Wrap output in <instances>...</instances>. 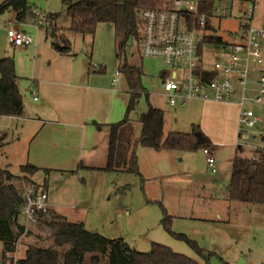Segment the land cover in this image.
Returning <instances> with one entry per match:
<instances>
[{
	"label": "rangeland",
	"instance_id": "obj_1",
	"mask_svg": "<svg viewBox=\"0 0 264 264\" xmlns=\"http://www.w3.org/2000/svg\"><path fill=\"white\" fill-rule=\"evenodd\" d=\"M4 1L0 0V6ZM201 1H204L202 12L209 14V22L212 26L206 33L214 38L221 37L229 44L237 41V33L241 32L240 22L242 24L248 19L246 12L251 6H255V21L260 19L264 10V0ZM31 3L36 11L46 15L61 12L59 24H69L62 0H31ZM224 9L226 11H223ZM9 21L15 22L13 8L0 13V58L14 56L17 74L22 77L20 89L25 105L29 110L34 111L41 101L33 100L27 88L29 80L31 78L40 80V75H44L43 79L47 80L50 69L59 65L66 66L69 60L65 59L56 63L60 55L56 53L51 40H45V28L36 25H29L27 31L36 38L37 45L22 49L14 48L7 38ZM32 21L33 19L30 23ZM65 25L62 27H67ZM111 32L101 26L94 40L91 36L83 39L78 34H67L72 43L69 56L82 62L86 68L91 67L89 64L91 62L94 65L93 68L95 65L98 68L96 71L100 68L105 70L106 66V72L101 73L97 78L101 87H107V81H111L116 70L114 40ZM87 46L89 53L93 52L92 60L87 53ZM128 46H130L129 43ZM229 55V48H223V45L215 40L204 44L203 56L205 63L209 66H212L215 61L225 62ZM144 63L146 71L142 80L145 92L135 111L130 115L135 122L134 137L141 134V124L136 120L148 110L149 104L163 109L165 134L174 130L189 132L191 130L190 120L181 118L178 113L181 107H171L167 97L163 96L159 76L160 72L167 68L166 65L157 59H145ZM111 64L112 67L108 66ZM252 65L255 69L252 68L249 74L250 82L246 93L249 96L254 94L253 79L257 78L259 68L262 67L255 60H252ZM248 107L264 118V106L249 103ZM118 119L121 118L114 121L117 122ZM24 122L22 119H14L13 123L15 126L19 124V127L17 130L8 131L5 144L1 149V164L8 167L15 175L22 174L20 166L27 162L25 157L28 156V151L33 150L34 153H38L39 144L46 139L48 141L52 139L50 135V137L46 135L45 130L40 132L37 126H24L20 131L21 124ZM0 124V129L5 130L7 119H0ZM73 131L68 145L74 149L75 153L83 151L85 156L88 148L82 142L81 129L74 128ZM18 133L21 134L20 138H18ZM37 133L38 136L33 140ZM98 135L101 136L98 137L99 139L108 140L110 126L104 127ZM259 143L257 139H250L246 132L242 133L239 141L234 145L217 142L216 151L213 152L216 161L215 172H212L209 167L207 155L202 149L173 152L156 151L139 146L140 170L145 181L133 173L87 167L89 163L81 158L83 166L81 163V165L75 164L68 168L39 169L29 176L31 179H28L23 186L25 190L30 187L46 189L48 202L50 199L56 203L53 205V210L57 213L75 222L83 221L86 229L98 232L107 238H123L131 247L142 252L150 251L152 243L157 242L201 264H262L264 263V204L253 206L243 202L229 203L228 199L227 201L221 198L226 195L236 154L249 155ZM63 144L65 146V143ZM95 151L97 155L94 157V165L105 166V153H101L100 146ZM102 152H105V149ZM160 202L163 203L168 213L173 215L172 231L185 234L188 238L195 240L201 248L205 249L206 258L191 248L185 240L177 238L163 226L164 215ZM218 213H221L223 217L229 215L231 222L236 223L242 230L233 232L227 230V237H225L224 232L216 228L217 224L209 223L218 216L216 215ZM20 223L23 224L21 219ZM31 229L32 233L26 234L25 232L16 243L15 249L20 258L24 256L28 245L46 244V240L38 237V234L45 237L39 225L32 226ZM218 231L222 233L224 241ZM215 242H220L219 248H213Z\"/></svg>",
	"mask_w": 264,
	"mask_h": 264
},
{
	"label": "trees",
	"instance_id": "obj_2",
	"mask_svg": "<svg viewBox=\"0 0 264 264\" xmlns=\"http://www.w3.org/2000/svg\"><path fill=\"white\" fill-rule=\"evenodd\" d=\"M169 1L62 0L65 13L70 17V26H58L55 20L60 14L51 13L48 16L52 22L43 27H45L47 39L53 42L54 48L61 54H69L72 43L68 33L93 37L100 23H111L120 37L118 57L120 52L121 56L123 52H126L130 39L139 34L140 11L146 8L163 7ZM8 8H13L17 12L16 17L20 22H28L36 17V10L31 0H5L0 6V13ZM187 16L190 17L191 24L196 23V16L190 14ZM206 28H208L207 23L204 29ZM212 40L221 42L219 37ZM121 70L129 84L130 98L125 118L109 125L108 157L102 170L133 173L145 181L139 168L137 155L139 146L156 151L173 152L197 151L212 147V141L199 125H193L190 132L171 131L165 134L164 112L151 104L148 110L138 118L142 130L141 134L135 138V122L130 115L135 111L144 93L143 71L140 67L128 63L125 58L122 60ZM202 71L206 78L211 79L215 76L214 73ZM19 79L14 57L0 58V118L23 115L24 99L19 88ZM239 135L241 136L242 132ZM4 144L5 136L0 134V157ZM20 169L22 174L15 175L8 167L0 164V242L4 247L14 250L19 237L25 232L32 233L31 227L38 225L45 234V237L40 234L38 237L46 240L45 245H28L21 258V264H201L157 242L152 243L150 251H139L131 247L123 238L111 239L98 232L90 231L85 228L83 222L70 221L51 208L45 214L39 215L37 223L21 224L20 208L24 203L25 193L23 184L27 183L29 176L40 168L28 163L21 165ZM227 197L230 201L249 205L264 204V151L255 148L249 155L236 154L227 185ZM160 204L164 215L163 226L177 238L185 240L191 248L206 258L205 250L195 240L188 238L185 234L172 231L173 215L168 213L163 203L160 202Z\"/></svg>",
	"mask_w": 264,
	"mask_h": 264
},
{
	"label": "crops",
	"instance_id": "obj_3",
	"mask_svg": "<svg viewBox=\"0 0 264 264\" xmlns=\"http://www.w3.org/2000/svg\"><path fill=\"white\" fill-rule=\"evenodd\" d=\"M197 1L199 2V9L202 12L203 9L202 4L204 1L201 0H197ZM251 7H254L252 22H250L248 19L244 20V23L242 24L240 22L241 32L237 33L238 36L237 41L229 44L227 41L224 42L222 38L219 37L221 38L220 43L223 45V48H229L230 52L232 46L241 43L243 44L246 42L247 39L246 36L249 27L251 26L259 27L262 24L264 10L262 11V15L260 19L258 21H255V6L253 5ZM226 9H224V11H226ZM53 14H57V13H53ZM59 14L60 16L55 20V23H57L58 26L62 27L65 24L64 25L59 24V20L62 13L60 12ZM207 15H208V19H207L208 28L203 30V36L199 43L198 51L200 57L202 58L201 70H205L206 72H211L216 74V72L213 69V65L212 66L207 65L205 63L206 61L203 56L204 44L213 41L212 39L214 38L206 33L212 27L209 22V14L207 13ZM16 16H17V12L15 11V22L13 21L12 23V21H9L7 26L9 24H14L17 27V29L23 30L24 32L28 33L27 27L29 25H35L34 19L31 23L30 21L20 22L17 20ZM68 18H69L68 19L69 24L65 25L67 27L70 26V17L68 16ZM239 19L241 20L242 17ZM185 20L187 27H192L195 24V22L194 23L192 22V24L190 23L191 19L190 17L187 16V14L185 15ZM50 22H52L51 19ZM101 26L108 29L109 31H112L111 33L113 34V40H114L113 52L115 55L116 63H114L115 64L114 66H116V70L112 75L111 81L108 80L107 83L105 82L107 87H101L97 81L98 76H100L101 73L106 72V66H105V70H102V68H100L98 71H96L98 68L96 67V65L95 68H93L94 65H92V63L90 62L89 64L91 67L86 68L84 64H82V62L76 61L75 58L74 59L72 58L73 56L72 57L69 56L71 52L69 54H61L55 49L56 53L60 55L58 56L57 58L58 60H56V63L68 59L69 60L68 64L66 66L64 65L54 66L52 69H50L49 70L50 74L48 75L47 80L43 79L44 75L39 76L40 80L38 78H31L29 80V84L27 87L33 97V100L36 102L41 101V103L35 107L34 111H31L26 107L24 101V112L21 117L1 118L2 120L7 119V124H6L7 128L3 130V134L5 138L7 137L8 131L10 129L13 131V130H17V127H19V124L15 126V123H13L14 119L15 120L22 119L23 121H25L23 124H21L20 131L24 128V126H29V127L37 126L36 128H40L39 129L40 132L45 130L46 135L48 136L50 135L52 137V139L50 138V141L46 139L41 143L39 142L40 151L38 153H34L33 150H30V152L28 151V156L25 157V160L27 159V162L25 164L31 163L39 167L40 169H54V168H64V167L68 168V166H74L75 164L81 165L83 159L84 162L89 163L87 167L101 169L102 166L97 167L93 163L95 162L94 157H96L97 155L96 153L97 150L95 151V149H98V146H100L101 153H105L106 162H107L109 137L108 140L103 138L99 139L101 136L98 135V133L101 132L104 129V127H106L107 125L116 123L114 120H116L117 118H121L118 119L119 121L125 118L127 112V106L130 98L129 84L125 74L121 70L122 60L125 58L127 59L128 63L140 67L143 71L142 78L146 71L144 68L145 59L148 60L157 59L160 61L162 60L160 58L141 56L130 41L128 42L130 46L127 45L126 52H123L122 56L120 52V55L117 57V52L119 53L117 44L119 47L118 42L120 37H118L117 35L115 26L111 23H100L97 27V30L101 28ZM96 32L94 36L96 35ZM94 36L91 37L93 40H94ZM82 38L85 39L86 37L82 36ZM33 39H34V43L30 45L15 46L10 43L9 44L12 45L14 48H20V49L28 48L30 46L37 45L36 38L33 37ZM45 40L49 41V39H47L46 31H45ZM51 44L54 47L52 41ZM87 49H88L87 53L89 54V58L90 60H92L93 52L89 53L88 46ZM240 55L242 57L241 59L242 65H244L246 63L244 59L245 55L243 53H241ZM225 62H227V59L225 60ZM249 65L251 71V69L254 68L252 65V60H249ZM259 65H262V67L259 68V73L257 78L253 79L254 94L251 95L250 97H253L258 93L259 79L261 73L264 71V67H263L264 62ZM15 66L17 72L16 60H15ZM108 66L112 67V64ZM117 70L120 71L118 75H116ZM183 73H184L183 68L177 71L178 75H183ZM170 75L174 76L175 70L166 68L160 72L159 79H160V84L162 86V90H163L162 93L164 97H167V95L165 94L163 88V80ZM34 76H36L35 73ZM21 78L22 77H20V79ZM20 79H19V88H20ZM115 79L116 82L113 83V80ZM99 82L101 83V80H99ZM249 82L250 80H248V84ZM142 84H143V80H142ZM144 92H145V87H144ZM170 105L171 107H176V106L181 107L180 111L178 112L179 116L181 118H184L185 120L186 119L190 120L189 122L191 124V130L193 128V125H199L201 127V129L204 131V133L210 138V140L213 143L212 147L210 148L212 153L216 151L215 147L217 142L225 143L231 146L239 141V137H240L239 134L241 132L240 130L241 106L236 101H215V100H202L196 98V99L188 100L185 104L177 103L175 105H172L170 103ZM262 123H263L262 125L264 126V118H262ZM14 126L15 128H13ZM74 128L81 129L82 138H83L82 142L86 144V147L88 148L85 156L88 157L84 156L83 151H80L79 153H75L74 149H72V147L68 145V142L72 137V133L74 132L73 131ZM20 131L18 132L21 133ZM164 131H165V116H164ZM174 131H182V130H174ZM19 133H18V138H20L21 135V134L19 135ZM36 136H38V133L35 135L33 140H35ZM58 140H60V142H58ZM63 143H65V146ZM84 144L83 147H85ZM238 147H241V145H238ZM138 148H137V155H138ZM103 149H105V152H102ZM139 158L140 157L138 156L139 168L141 169V161ZM0 164H1V159H0ZM141 174L143 176L142 172ZM143 178L144 180H146L144 176ZM43 190L47 192L46 189ZM221 198L227 200L228 199L227 192L226 195ZM231 202L233 203L238 201H230L229 203ZM49 204L51 210H53V205L56 203L49 199ZM228 208H230V206H228ZM216 215L218 216L215 217V219L213 218L211 221H209V223L212 222V225L217 224L216 228L221 229L219 231L224 232L225 237H227L226 236L227 230H230L231 232L235 230L237 231L242 230L240 227L236 225V223L231 222L229 215L228 216L225 215V217L221 216V213H218ZM78 222H83V221H78ZM219 231L218 233L222 235V233H220ZM222 240L224 241L223 235H222ZM219 244L220 242L219 243L215 242L213 248H219L220 246Z\"/></svg>",
	"mask_w": 264,
	"mask_h": 264
},
{
	"label": "built area",
	"instance_id": "obj_4",
	"mask_svg": "<svg viewBox=\"0 0 264 264\" xmlns=\"http://www.w3.org/2000/svg\"><path fill=\"white\" fill-rule=\"evenodd\" d=\"M253 9L254 7H251L246 13L250 22L253 19ZM186 14L197 17L192 27H187ZM139 18V34L132 37L130 42L141 56L160 58L167 68L175 70L174 76L170 75L163 80V88L169 102L172 105L185 104L188 100L196 98L236 101L241 106V132H246L250 139L260 141L256 149L264 151L262 118L248 107L249 103L264 106V71L259 79L258 93L253 97L246 94L250 73L249 60H255L257 64L264 62V15L259 27L248 28L245 43L231 47L227 62L217 61L213 64L216 74L211 79L206 78L200 70L202 58L198 48L208 15L200 11L197 0H170L163 7L141 10ZM34 21L36 26L43 27L49 24L50 18L36 11ZM7 37L9 43L15 46L34 43L30 34L17 29L14 24L7 26ZM241 53L245 55L244 65H242ZM182 68L183 75H178L177 71ZM119 73L120 71L117 70L116 75ZM114 82L116 79L113 80ZM0 134L4 135L1 129ZM203 152L207 155L209 167L215 172L216 161L212 151L204 148ZM49 208L48 194L45 190L39 187L27 188L24 193V203L20 208L23 225L37 223L39 215L48 212ZM0 264H21L16 249L6 248L2 242H0Z\"/></svg>",
	"mask_w": 264,
	"mask_h": 264
}]
</instances>
